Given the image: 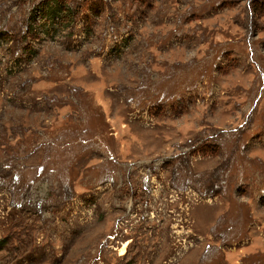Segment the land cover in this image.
<instances>
[{"label":"rangeland","instance_id":"374dc122","mask_svg":"<svg viewBox=\"0 0 264 264\" xmlns=\"http://www.w3.org/2000/svg\"><path fill=\"white\" fill-rule=\"evenodd\" d=\"M0 264H264V0H0Z\"/></svg>","mask_w":264,"mask_h":264},{"label":"trees","instance_id":"16d2710c","mask_svg":"<svg viewBox=\"0 0 264 264\" xmlns=\"http://www.w3.org/2000/svg\"><path fill=\"white\" fill-rule=\"evenodd\" d=\"M46 3H48V1ZM51 6H53V4H51ZM38 9H39L38 11L40 12L41 9L40 8H38ZM58 12H59L58 10H50V14H52L51 16L55 15Z\"/></svg>","mask_w":264,"mask_h":264}]
</instances>
